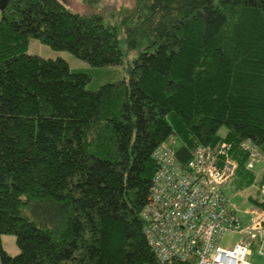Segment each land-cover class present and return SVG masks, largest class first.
Returning a JSON list of instances; mask_svg holds the SVG:
<instances>
[{
	"label": "trees",
	"instance_id": "obj_1",
	"mask_svg": "<svg viewBox=\"0 0 264 264\" xmlns=\"http://www.w3.org/2000/svg\"><path fill=\"white\" fill-rule=\"evenodd\" d=\"M129 2L115 26L61 0L0 13V237L19 250L0 240V264H162L141 217L154 152L171 141L185 165L249 139L264 155V0ZM31 38L93 67L127 59L126 77L88 91V74L29 55ZM234 158L241 189L255 175Z\"/></svg>",
	"mask_w": 264,
	"mask_h": 264
},
{
	"label": "built area",
	"instance_id": "obj_2",
	"mask_svg": "<svg viewBox=\"0 0 264 264\" xmlns=\"http://www.w3.org/2000/svg\"><path fill=\"white\" fill-rule=\"evenodd\" d=\"M172 144L153 154L157 170L141 212L143 234L156 259L162 264H251L254 250L264 258V155L259 146L246 139L237 147L226 141L213 150L199 147L182 165ZM237 150L247 156V171L255 174L257 163L262 165L254 208L243 211L248 223L223 191L238 171Z\"/></svg>",
	"mask_w": 264,
	"mask_h": 264
},
{
	"label": "rangeland",
	"instance_id": "obj_3",
	"mask_svg": "<svg viewBox=\"0 0 264 264\" xmlns=\"http://www.w3.org/2000/svg\"><path fill=\"white\" fill-rule=\"evenodd\" d=\"M70 10L88 14L92 12H101L105 17L107 24L115 26L118 24V9L122 6L129 5V0H102L96 8H89L84 5L81 0H61ZM29 55H35L43 59H62L69 69L74 72H84L90 76V81L86 85V90L95 91L105 84L116 83L124 80L126 73L124 67L127 64V59L123 66H107L93 67L88 62L76 58L67 51H56L49 46L43 44L38 39L31 38L27 49ZM133 58V53L128 55V60ZM225 130H222L224 132ZM262 165L257 163L255 168V180L241 189H237L234 184H229L224 187L223 191L230 203L235 204L240 211V216L245 223L249 222V218L243 215V211L254 208L252 200L256 198V189L258 186V177L261 174ZM254 174V175H255ZM3 249L10 255L15 256L19 250L16 246L15 237L13 235H1L0 237ZM251 264H264V258L257 255V251H253V255L248 259Z\"/></svg>",
	"mask_w": 264,
	"mask_h": 264
},
{
	"label": "water",
	"instance_id": "obj_4",
	"mask_svg": "<svg viewBox=\"0 0 264 264\" xmlns=\"http://www.w3.org/2000/svg\"><path fill=\"white\" fill-rule=\"evenodd\" d=\"M11 0H0V13L5 10Z\"/></svg>",
	"mask_w": 264,
	"mask_h": 264
}]
</instances>
